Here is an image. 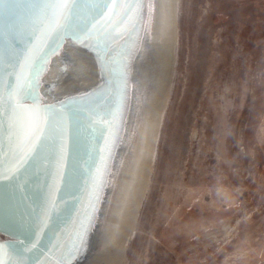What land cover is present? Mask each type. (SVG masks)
<instances>
[{
  "label": "rangeland",
  "instance_id": "1",
  "mask_svg": "<svg viewBox=\"0 0 264 264\" xmlns=\"http://www.w3.org/2000/svg\"><path fill=\"white\" fill-rule=\"evenodd\" d=\"M174 2L170 74L149 122L160 128L146 149L134 145L99 244L81 263L113 247L122 250L113 264H264V0ZM157 19L156 9L148 53ZM153 92L144 89L136 126Z\"/></svg>",
  "mask_w": 264,
  "mask_h": 264
},
{
  "label": "water",
  "instance_id": "2",
  "mask_svg": "<svg viewBox=\"0 0 264 264\" xmlns=\"http://www.w3.org/2000/svg\"><path fill=\"white\" fill-rule=\"evenodd\" d=\"M104 2L79 0L71 11L56 0L0 5V174L16 172L0 182V264H75L90 248L125 134L150 11V0H113L106 9ZM67 40L87 45L101 80L46 100L45 78ZM26 79L39 82L38 89ZM81 223L88 225L82 244Z\"/></svg>",
  "mask_w": 264,
  "mask_h": 264
},
{
  "label": "bare ground",
  "instance_id": "3",
  "mask_svg": "<svg viewBox=\"0 0 264 264\" xmlns=\"http://www.w3.org/2000/svg\"><path fill=\"white\" fill-rule=\"evenodd\" d=\"M171 4L173 5L174 8L175 7L174 0H166V3H164L163 0H150V4H149L150 11H149L146 31L148 30L151 22L152 12L154 10L156 11L157 9L159 13V20L158 19L156 20L158 21L157 25L155 23V29L157 35L155 37V41H153L151 44L148 45L149 53L146 50L147 47L146 41H148L147 40L148 35L145 36L144 38V40L146 39L145 45L143 42L142 50L134 64L133 76H132L133 101L131 103L130 112L125 125V134L123 136L121 148L119 150L117 160L113 166L112 175L110 179V188L107 192L104 206L100 212L99 222L97 223L94 232L92 233L91 236L90 246H89L90 247L89 249L91 250L94 249L95 245L98 246L99 244L98 243L99 240H97V237L98 234H100L102 221L106 217L105 215L112 191L113 194H115L116 192H118V190H120V187L122 186V180H124L126 176L125 175L126 168L128 164H130V160H132L131 158H133L132 154L135 150L134 145L138 142V140L139 141L141 140V146L142 149L144 150L146 149L145 148L146 141L149 142L153 140L154 142L157 136L158 126L156 129L155 128L151 129L149 128V124H150L149 122L153 121L154 116H156V113L158 111V102L162 95L163 89L167 85L168 77L170 74L169 67L172 60L173 39L175 38L173 31H171V25H172L171 20L174 18V9H171L172 7ZM172 12L173 14H171ZM166 16L167 17L169 16L171 20L165 18ZM165 20L169 21L167 22L168 29H166L165 34L159 36L160 25H162L163 23L165 24ZM59 60L63 61V68L66 69V66L68 65L69 69L67 70L66 74L62 76V78H60V80L58 81L59 83L54 89V92L50 93L51 99L54 98L60 99L67 95L81 93L83 91L90 89L101 80L100 68L98 65V61L94 57V55L82 45H79L78 43H75L71 40H67L66 44L62 49L61 56L54 58L52 61L50 70L45 78L46 80H51L50 82L47 83L48 86L54 85L55 83L54 78L59 77L61 75L59 73H61V71L64 70L62 68L60 72H57L59 67L58 65ZM149 87H154L155 92L153 93L157 101L156 104H153L149 110H145L146 112L143 115L144 118L143 123L146 120L148 122V126L145 129H143L144 127L143 123L139 124V126H136L135 120L140 112V110H138V105L141 102L142 99L141 97L143 96L144 89L145 88L147 89ZM108 219L109 218L107 217L106 219L107 222ZM128 227L129 226H127V228ZM102 237H103V233L101 232V237L99 238L101 239ZM112 248L111 250L108 251L109 253L108 255L94 254L98 251L95 250L93 251L94 253L93 254L91 253L92 255L90 254L91 256H89V258H87L83 263H81L82 262L81 260H78L75 264H113L115 261H117L116 258L119 254L122 253V250L115 254L114 249ZM122 248L123 247H121V249ZM121 260H123V257L122 259L120 257L116 264H122Z\"/></svg>",
  "mask_w": 264,
  "mask_h": 264
},
{
  "label": "snow or ice",
  "instance_id": "4",
  "mask_svg": "<svg viewBox=\"0 0 264 264\" xmlns=\"http://www.w3.org/2000/svg\"><path fill=\"white\" fill-rule=\"evenodd\" d=\"M6 2V0H0V5H3ZM7 2L12 3V4H19V0H7ZM79 2V0H56V6L57 8H64V9H68V10H74L76 4ZM116 3H119L120 0H115ZM113 3V0H105L103 7L106 9L108 7V4ZM94 7H100V5L98 3H94L93 5ZM76 38V37H74ZM85 47H87V45H84ZM26 83H28L31 87L32 90H37L39 87V82L37 81H33L31 79H26L25 81ZM54 85H49L48 88H52ZM23 88V86H22ZM47 93V90H46ZM37 95H38V91H37ZM41 133L43 134L44 130L41 129L40 130ZM37 139H39V137H37ZM35 151V148H33L30 152L26 153L24 156H22L19 161H18V166H17V171L20 168H23V166L25 164H27L28 159L31 158L32 152ZM16 176V172H13L11 176H7L6 174H0V182H3L4 179H12ZM87 227L88 225L81 223L80 225V229L81 231L79 233H77V242H79L80 244H82L84 242L85 236L87 234Z\"/></svg>",
  "mask_w": 264,
  "mask_h": 264
},
{
  "label": "flooded vegetation",
  "instance_id": "5",
  "mask_svg": "<svg viewBox=\"0 0 264 264\" xmlns=\"http://www.w3.org/2000/svg\"><path fill=\"white\" fill-rule=\"evenodd\" d=\"M2 235H0V237H1Z\"/></svg>",
  "mask_w": 264,
  "mask_h": 264
}]
</instances>
